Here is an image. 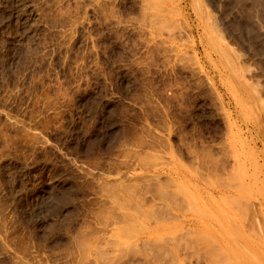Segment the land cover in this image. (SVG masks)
<instances>
[{"label":"rangeland","instance_id":"374dc122","mask_svg":"<svg viewBox=\"0 0 264 264\" xmlns=\"http://www.w3.org/2000/svg\"><path fill=\"white\" fill-rule=\"evenodd\" d=\"M0 264H264V0H0Z\"/></svg>","mask_w":264,"mask_h":264}]
</instances>
